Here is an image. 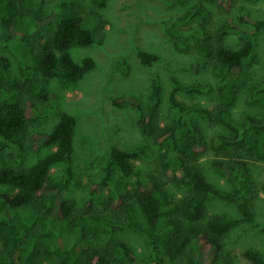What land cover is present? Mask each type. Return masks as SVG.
<instances>
[{
    "label": "trees",
    "instance_id": "1",
    "mask_svg": "<svg viewBox=\"0 0 264 264\" xmlns=\"http://www.w3.org/2000/svg\"><path fill=\"white\" fill-rule=\"evenodd\" d=\"M211 1L199 0L200 3ZM106 2L91 0L92 5L99 8ZM233 2L218 0L223 9H229ZM44 7L45 0H0V21L8 33L5 45L14 46L23 80L19 81L10 73L9 59L1 57L0 264H37L42 257L53 258L58 264L134 262L139 258L123 241L103 247H89L82 243L99 232L114 233L127 228L144 234L156 264H176L184 254L189 264H214L219 257L221 264H235L233 253L223 247V239L240 222L254 224L249 204L253 193L245 162L222 160L219 155L245 152L264 160V118L247 116L237 122L231 112L237 90L244 83L246 64L254 55L252 35L231 20L211 34L204 25L197 23L208 14L200 5L173 24L175 28H184L172 31L176 47L187 52L188 45L182 38H192L195 56L209 63L212 75L219 81L215 114L207 107L188 105L178 98L179 94L210 95L213 88L186 85L176 77L171 78L168 103L175 109L177 118L162 129L155 125L163 92L159 77L151 82L146 106L132 96L111 98L114 107H132L141 112V133L159 149L158 172L143 175L136 163L153 159L147 144L132 149L109 147L103 178L93 184L92 193L100 201L106 188L113 186L116 189L110 208L114 210L111 212L120 214L122 221H119L94 213L91 204L79 212L76 204L63 195L74 177L76 118L59 107L55 94L48 91L47 86L51 80L62 85L76 82L94 69L92 58L85 57L77 62L70 50L72 47H88L97 38L83 25L79 10L73 4L64 1L48 14H45ZM19 19L24 30L18 27ZM239 22L251 25L255 30L264 29V20H254L248 15L240 16ZM231 32L239 35V48L212 45L211 40L223 42ZM138 57L145 66L158 60L157 56L145 51H139ZM185 67L197 71L199 64ZM31 73L35 77H31ZM251 96L259 107L264 108V85L252 86ZM47 112L57 117L52 130L29 136V125L46 119ZM193 115L208 122L217 121L226 134L207 142L199 124L192 119ZM182 129L185 133L180 138ZM25 144L35 155L44 149L50 151L30 167L3 162L4 154L14 160L21 159ZM206 150L218 156L213 160V167L232 180L236 186L232 192L209 182L195 164L199 154ZM57 165H61L59 180L52 178V170ZM133 179H136L135 203L129 202L117 190V186L125 188ZM166 181L186 187L189 193L175 200L165 186ZM262 192L264 194V184ZM212 197L236 202L241 217L216 215L206 218V203ZM136 207L145 226L138 221ZM163 216L169 218V222L165 231L167 237L160 247V219ZM260 229L264 232V226ZM243 256L251 264H264V259L254 250H246Z\"/></svg>",
    "mask_w": 264,
    "mask_h": 264
},
{
    "label": "rangeland",
    "instance_id": "2",
    "mask_svg": "<svg viewBox=\"0 0 264 264\" xmlns=\"http://www.w3.org/2000/svg\"><path fill=\"white\" fill-rule=\"evenodd\" d=\"M64 1L73 4L79 10L83 25L92 30L97 38L95 43L88 47H72L70 50L77 62L85 57L92 58L95 62L94 69L76 82L62 85L56 80H51L47 86L48 91L55 94L59 107L76 118L73 138L74 177L69 189L63 195L76 204L79 212H83L88 204H91L94 213L122 221L120 214L111 212L114 210L110 208V202L116 192L113 186L104 190L100 201H97L92 193L93 184L103 178V168L108 159L110 146L132 149L147 144L153 159L137 162L136 168L143 175L158 172L159 169L157 154L159 149L150 139L146 140L140 130L141 112L132 107H114L111 98L132 96L140 99L146 106L149 104L151 82L155 77H159L163 92L155 125L162 129L177 118L175 109L168 103V94L172 88L171 78L176 77L186 85L197 84L213 88L210 95L179 94L178 98L188 105L207 107L215 114L216 89L219 81L212 75L209 63L195 56L192 50L193 39L183 36V42L188 45V51L183 52L176 47L172 34V31L184 30L183 27H173V24L193 7L200 5L208 13L197 23L204 25L211 34H214L223 23L231 20L241 30L252 35L255 42L254 55L246 64L244 83L237 90L231 112L237 122H242L247 116L264 118V108L259 107L251 96L252 86L264 85V29L255 30L253 26L239 22V17L243 15H248L254 20H264V0H234L229 9H223L218 0L201 3L199 0H107L105 6L100 8L93 6L91 0H45V14ZM18 27L24 30V24L20 19ZM7 34L0 21V58L9 59L10 73L22 82L14 46L12 45L11 48L5 45ZM211 43L213 46L239 48L241 41L236 32H231L223 42L213 39ZM139 51L153 54L158 60L151 66H145L138 57ZM196 63L199 64L197 71L185 67V65ZM30 76L35 77L32 73ZM40 109V111L43 110L41 107ZM45 114L46 119L29 125V136L35 133H48L52 130L57 117L51 112ZM192 119L199 124L207 142L218 135L226 134L217 121L208 122L197 115H193ZM184 133L182 129L180 138H183ZM25 146L21 159L14 160L4 154L3 162L16 167H30L50 151V149H44L39 155H35L27 144ZM219 158L244 161L247 167L253 193L249 204L253 212L254 224L240 222L234 226L224 237L223 247L233 253L235 264H251L243 256L246 250H254L264 259V232L260 229L264 226V194L262 192L264 160L251 157L245 152L221 154ZM217 159L218 156L206 150L199 154L195 164L209 182L224 191L232 192L236 187L232 180L213 167V160ZM60 171L61 165L54 167L52 178L59 180ZM135 181L136 179H133L125 188L117 186L119 194L125 196L131 203H135ZM165 186L175 200L189 193L186 187L168 181ZM206 209V218L216 215L235 219L241 217L236 202H225L216 197L207 200ZM136 212L139 223L145 226V220L137 207ZM168 222L169 218L166 216L160 219L162 231L160 247L167 237L165 231H167ZM116 241L125 242L139 258L134 262H124L125 264H156L152 260L153 253L150 245L144 234L137 229L127 228L114 233L99 232L95 236L86 238L82 243L89 247H103ZM37 264H58V262L53 258L42 257ZM176 264H189L187 255L179 257ZM214 264H221L220 257Z\"/></svg>",
    "mask_w": 264,
    "mask_h": 264
}]
</instances>
